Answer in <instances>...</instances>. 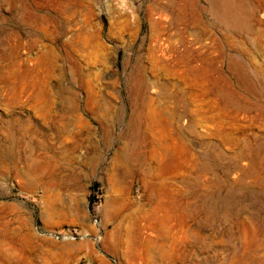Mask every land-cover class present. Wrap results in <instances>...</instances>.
<instances>
[{"label": "rangeland", "instance_id": "rangeland-1", "mask_svg": "<svg viewBox=\"0 0 264 264\" xmlns=\"http://www.w3.org/2000/svg\"><path fill=\"white\" fill-rule=\"evenodd\" d=\"M212 1L0 0V264H264V0Z\"/></svg>", "mask_w": 264, "mask_h": 264}, {"label": "bare ground", "instance_id": "bare-ground-1", "mask_svg": "<svg viewBox=\"0 0 264 264\" xmlns=\"http://www.w3.org/2000/svg\"><path fill=\"white\" fill-rule=\"evenodd\" d=\"M213 3L210 5V10H211V13H212V15L214 16V21H215V24L216 25H218V26H222L223 27V29L225 30V28H230L231 30L233 29V31L235 30H238L239 31V33H240V30H245L247 33H251V32H253V31H255V29H253V27H255L253 24H255V22H254V19H255V15L254 14H252L253 12H251V13H246L245 14V10H244V6H243V1H239V2H237V3H235V4H232V3H230L228 0H213L212 1ZM171 4V3H170ZM166 5V4H165ZM167 6V5H166ZM165 6V7H166ZM163 8V7H162ZM169 8H170V6H169ZM165 9V8H164ZM167 9V8H166ZM165 9V10H166ZM242 10H244V14L242 13ZM239 11V13H237ZM209 14V13H208ZM250 14L251 15H253V22L254 23H249L248 24V19H249V17H250ZM249 20H252V19H249ZM259 20V19H258ZM160 22V21H159ZM213 22V21H212ZM214 23V22H213ZM212 23V24H213ZM260 23V22H259ZM157 24H158V22H157ZM215 24H213V25H215ZM159 26H160V24H159ZM217 26V27H218ZM225 27V28H224ZM155 28V27H154ZM227 30V29H226ZM229 32H231L230 30H228ZM242 32H244V31H242ZM241 32V33H242ZM255 34V33H254ZM249 37V36H248ZM250 38V37H249ZM256 39H257V37H256ZM249 40V39H248ZM247 41V40H246ZM250 43V42H249ZM252 43H254V42H252ZM188 46V45H187ZM171 50V49H170ZM186 50V49H185ZM172 51V50H171ZM184 51V50H183ZM191 51V50H190ZM189 51V52H190ZM185 52V51H184ZM192 52V51H191ZM171 53H173V52H171ZM189 53L187 52V54H186V52L185 53H182V54H180L178 57H177V59H176V62L174 63L173 62V64H168V62H164V64H163V69L167 72V73H170V75L172 76V77H175V78H177V80H178V82L180 83V84H182L183 86H184V88H186V89H188V90H190V94L192 95L191 97H193V98H199V100L201 99V96L203 95V93H204V91H208V88H207V90H206V88H205V82L203 81V79L201 78V76H200V73L199 72H201L200 71V69H199V72H198V70L193 66V65H191V64H193V63H191L190 62V57H188L187 55H188ZM192 54V53H191ZM198 54H200V53H198ZM203 55V54H202ZM193 56H195V55H193ZM199 56V55H198ZM197 56V57H198ZM173 57V56H172ZM201 57V56H200ZM205 57V56H204ZM199 58V57H198ZM201 59V58H200ZM206 59V58H205ZM204 59V60H205ZM169 60V59H168ZM167 60V61H168ZM173 60H175V58L173 59ZM196 61H197V59H195ZM203 60V61H204ZM209 60V59H208ZM209 62H211L210 60H209ZM205 63V62H204ZM202 65V64H201ZM204 65V64H203ZM202 65V66H203ZM207 65V64H206ZM255 65H257V64H255ZM201 66V67H202ZM208 66V65H207ZM229 66V65H228ZM233 66V65H232ZM258 66V65H257ZM237 67H239V66H237ZM198 68V67H197ZM235 68V67H234ZM258 68H259V66H258ZM206 69V68H205ZM208 69H209V66H208ZM232 68H230V70H231ZM260 69V68H259ZM155 70V68H153V71ZM236 70V69H235ZM237 71V70H236ZM241 71V70H240ZM262 72V74L264 75V71H261ZM235 75H237V74H235ZM240 75H241V73H240ZM204 77H206V76H204ZM237 77V76H236ZM240 77V76H239ZM238 78V77H237ZM146 79H148V78H146ZM243 80V79H242ZM143 78H142V80H141V83H140V85H142L143 86ZM208 82V81H207ZM170 83V82H169ZM238 83H240L241 85H242V81H241V79L239 80V78H238ZM264 83V82H263ZM207 84V83H206ZM145 85H147V88H148V85L150 86V87H153V86H155L156 84H155V82L154 81H150V82H147ZM165 85V84H164ZM174 85V84H173ZM210 85V84H209ZM179 86V85H178ZM177 86V87H178ZM243 86V85H242ZM241 86V87H242ZM247 86V85H246ZM245 86V87H246ZM145 87V86H144ZM180 87H182L181 85H180ZM147 88H145V89H147ZM179 90V89H178ZM178 90H176V95H175V97H176V99L178 98V102H180L181 103V101H184L183 99H185V98H182L181 97V93L182 92H180V91H178ZM184 90V89H183ZM182 91V90H181ZM187 91V90H186ZM210 91V90H209ZM208 91V92H209ZM207 93V92H206ZM190 97V96H189ZM190 97V98H191ZM203 97V96H202ZM193 100V99H192ZM194 101V100H193ZM195 101H198V100H195ZM221 110V109H220ZM222 113H223V111H222ZM221 113V114H222ZM225 114V113H224ZM226 114H228V113H226ZM223 115V114H222ZM261 115H263V114H261ZM146 119L150 122V126L149 127H147V129L146 130H143V132H144V134L146 135V137H147V145H148V147H147V151L149 152V154H152L153 156H154V153H156L155 151H156V145H157V140H156V135H155V130H154V123H155V119H156V117L153 115V114H151V113H148L146 116ZM219 117V116H218ZM225 117H227V119H228V116H226L225 115ZM219 118H221V116L219 117ZM251 118V117H250ZM255 118V117H254ZM259 118V117H258ZM257 118V119H258ZM263 118V117H262ZM218 119V118H217ZM216 119V120H217ZM222 119H224L223 117L221 118V120ZM260 119V118H259ZM264 119V118H263ZM219 120V119H218ZM217 120V121H218ZM220 120V122L221 123H223L224 122V120H223V122ZM250 121V120H249ZM261 121V120H260ZM263 122V121H262ZM257 123V122H256ZM261 123V122H260ZM148 124V123H147ZM225 124V123H224ZM235 124V123H234ZM238 125H240L239 123H237ZM263 124H264V122H263ZM253 125V124H252ZM146 126V125H145ZM246 126V125H245ZM260 128H262L261 126H259ZM244 128V127H243ZM239 130H240V128H238ZM263 129V128H262ZM221 129H219V131H220ZM226 130V129H225ZM234 130V129H233ZM233 130H231V129H229L228 131H226V133L225 132H218V135H220L222 138H224V140L226 141H228V142H230V143H235V139H234V137H232L233 136V133L235 132V131H237V129L235 128V130H234V132H233ZM240 131H242V130H240ZM236 133V132H235ZM160 141V140H159ZM167 150V149H166ZM153 156H152V158H153ZM151 157V156H150Z\"/></svg>", "mask_w": 264, "mask_h": 264}]
</instances>
